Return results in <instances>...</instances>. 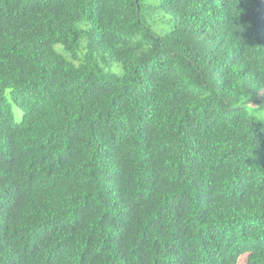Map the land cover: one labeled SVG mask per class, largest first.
<instances>
[{"label": "trees", "instance_id": "obj_1", "mask_svg": "<svg viewBox=\"0 0 264 264\" xmlns=\"http://www.w3.org/2000/svg\"><path fill=\"white\" fill-rule=\"evenodd\" d=\"M152 2L0 0V264H264V0Z\"/></svg>", "mask_w": 264, "mask_h": 264}, {"label": "rangeland", "instance_id": "obj_2", "mask_svg": "<svg viewBox=\"0 0 264 264\" xmlns=\"http://www.w3.org/2000/svg\"><path fill=\"white\" fill-rule=\"evenodd\" d=\"M149 2L150 4L153 3L152 0H149ZM146 18L149 19L148 16ZM170 27H171V22L167 20L165 22L155 23L154 29L156 30L155 32H157L158 34H162V33L167 32L170 29ZM263 110H264V103L262 104L261 108L257 105H253L250 108V112L256 115L257 118L262 121H264V111ZM15 115L18 118L19 113L15 111ZM243 262H244V257H241L239 259L238 264H244Z\"/></svg>", "mask_w": 264, "mask_h": 264}]
</instances>
